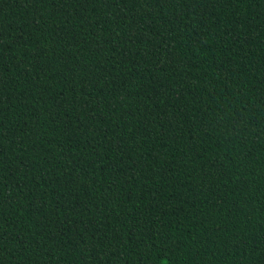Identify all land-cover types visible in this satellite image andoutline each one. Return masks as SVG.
Segmentation results:
<instances>
[{
  "label": "trees",
  "instance_id": "1",
  "mask_svg": "<svg viewBox=\"0 0 264 264\" xmlns=\"http://www.w3.org/2000/svg\"><path fill=\"white\" fill-rule=\"evenodd\" d=\"M0 264H264V0H0Z\"/></svg>",
  "mask_w": 264,
  "mask_h": 264
}]
</instances>
